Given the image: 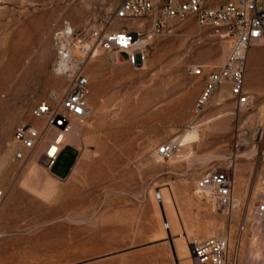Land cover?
<instances>
[{
	"label": "rangeland",
	"instance_id": "rangeland-1",
	"mask_svg": "<svg viewBox=\"0 0 264 264\" xmlns=\"http://www.w3.org/2000/svg\"><path fill=\"white\" fill-rule=\"evenodd\" d=\"M104 1L0 3V264H194L190 242L210 237L227 239L226 264H264V109L237 112L223 86L197 115L205 76L188 67L218 70L231 45L192 16L165 26L153 17L130 22L142 34L139 69L93 48L84 69L88 113L66 137L78 149L66 179L40 152L14 158L16 127L35 123L32 109L69 85L53 71L54 30L68 22L93 35L107 19ZM202 1L216 8L228 0ZM188 133L197 137L185 140ZM169 141L185 146L163 160L157 150ZM70 161L66 152L52 172L64 174ZM216 166L228 168L243 199L233 195L239 204L229 211L196 187Z\"/></svg>",
	"mask_w": 264,
	"mask_h": 264
},
{
	"label": "built area",
	"instance_id": "built-area-1",
	"mask_svg": "<svg viewBox=\"0 0 264 264\" xmlns=\"http://www.w3.org/2000/svg\"><path fill=\"white\" fill-rule=\"evenodd\" d=\"M102 5L107 19L93 35L86 30L74 29L68 22L54 30L56 58L53 71L65 78L69 85L64 94L52 92L47 100L32 109L31 114L37 120L35 123H20L16 127L13 135L17 145L14 151L16 160L40 152V158L49 170L57 162L66 145L72 121L84 118L88 113L89 78L84 69L93 56L94 47L123 54L125 62L133 68L143 67L142 34L127 28L130 22L141 18L153 17L155 26H165L173 20L183 21L192 16L199 27L215 31L230 43L231 51L218 70L205 74L202 66L188 67L191 75L205 76L204 88L195 104L197 115L202 114L214 93L223 86L229 88L237 112L252 108L253 99L244 90L243 82L247 51L264 39V0H228L216 8L206 6L202 0H105ZM254 132L261 137L263 129L256 126ZM179 148V143L169 141L162 144L157 153L161 159L169 160ZM196 187L199 193L212 198L217 211H229L239 204L233 196V179L228 168L213 167L197 180ZM4 196L0 187V202ZM156 198L161 201V194L157 193ZM257 212L264 215V203L257 206ZM166 226L169 227V223ZM227 250L228 241L223 238L190 242L194 264H226Z\"/></svg>",
	"mask_w": 264,
	"mask_h": 264
},
{
	"label": "crops",
	"instance_id": "crops-1",
	"mask_svg": "<svg viewBox=\"0 0 264 264\" xmlns=\"http://www.w3.org/2000/svg\"><path fill=\"white\" fill-rule=\"evenodd\" d=\"M243 85L244 90L251 95L255 108H258L259 110L264 109V39L258 44L251 46L247 51L246 71ZM66 152H71V161L68 165L67 171L64 174L56 175L52 170L58 160ZM77 157V147L73 144H66L62 149L57 162L51 168V174L59 180L66 179L73 170ZM233 195L238 198L240 202H243L242 196L236 187L233 189Z\"/></svg>",
	"mask_w": 264,
	"mask_h": 264
},
{
	"label": "bare ground",
	"instance_id": "bare-ground-1",
	"mask_svg": "<svg viewBox=\"0 0 264 264\" xmlns=\"http://www.w3.org/2000/svg\"><path fill=\"white\" fill-rule=\"evenodd\" d=\"M88 102V101H87ZM117 107V106H116ZM75 120V119H74ZM73 120V121H74ZM72 121V122H73ZM121 122V121H120ZM123 123V122H122ZM125 123H126V121H125ZM131 124H132V122H131ZM123 125V124H122ZM71 126H72V123H71ZM122 128V127H121ZM71 133V129H70V132L68 133V135ZM67 135V136H68ZM197 137V135L195 134V133H188L187 134V136H186V139L185 140H193V139H195ZM65 144H66V139H65ZM180 144V143H179ZM183 146H185V143H182L181 145H180V147H183ZM158 154V153H157ZM159 156V155H158ZM160 157V156H159Z\"/></svg>",
	"mask_w": 264,
	"mask_h": 264
}]
</instances>
